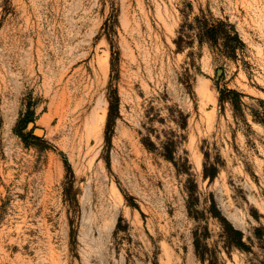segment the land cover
Listing matches in <instances>:
<instances>
[{
	"label": "rangeland",
	"instance_id": "rangeland-1",
	"mask_svg": "<svg viewBox=\"0 0 264 264\" xmlns=\"http://www.w3.org/2000/svg\"><path fill=\"white\" fill-rule=\"evenodd\" d=\"M0 264H264V0H0Z\"/></svg>",
	"mask_w": 264,
	"mask_h": 264
},
{
	"label": "trees",
	"instance_id": "trees-1",
	"mask_svg": "<svg viewBox=\"0 0 264 264\" xmlns=\"http://www.w3.org/2000/svg\"><path fill=\"white\" fill-rule=\"evenodd\" d=\"M214 30V29H211ZM221 93V98L223 97V95L225 93H227V99L229 100V102L231 103L234 111H241V107H240V97H241V93L235 89H223L220 91ZM29 121H31L30 118H27L26 123H28ZM20 136H23L22 134H20ZM34 137V136H33ZM205 176H209L211 177V174H207L205 173ZM210 213L212 216L216 217L221 226L222 229L224 231V233L227 236L228 242L231 245H234L235 247H237L238 249H242V250H248L249 246L243 241V233L240 229L235 228L225 217H221L219 210L215 207L214 203L211 204V207L209 209ZM198 241L199 239L195 240V248L197 250V253L199 252V248H198ZM203 256V254H202Z\"/></svg>",
	"mask_w": 264,
	"mask_h": 264
},
{
	"label": "water",
	"instance_id": "water-1",
	"mask_svg": "<svg viewBox=\"0 0 264 264\" xmlns=\"http://www.w3.org/2000/svg\"><path fill=\"white\" fill-rule=\"evenodd\" d=\"M32 133L36 137H42L44 134V130L40 127H34Z\"/></svg>",
	"mask_w": 264,
	"mask_h": 264
}]
</instances>
